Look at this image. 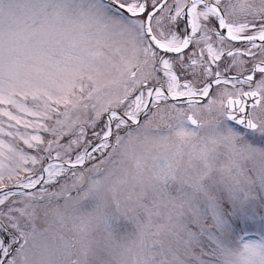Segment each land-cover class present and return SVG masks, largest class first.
<instances>
[{
	"label": "snow or ice",
	"instance_id": "snow-or-ice-1",
	"mask_svg": "<svg viewBox=\"0 0 264 264\" xmlns=\"http://www.w3.org/2000/svg\"><path fill=\"white\" fill-rule=\"evenodd\" d=\"M0 264H264V0H0Z\"/></svg>",
	"mask_w": 264,
	"mask_h": 264
}]
</instances>
